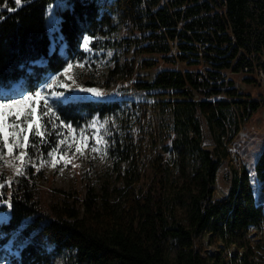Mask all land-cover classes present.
Returning <instances> with one entry per match:
<instances>
[{"label":"trees","instance_id":"trees-1","mask_svg":"<svg viewBox=\"0 0 264 264\" xmlns=\"http://www.w3.org/2000/svg\"><path fill=\"white\" fill-rule=\"evenodd\" d=\"M54 1L0 0V85L88 62L114 39L124 60L110 70L112 90L53 108L79 126L128 116L122 100L135 99L136 114L110 135L111 166L73 192L43 182L56 138L30 135L21 174L0 169V182L11 179L0 200L10 193L12 202L0 205L9 211L0 257L12 247L14 264H264L248 244L252 225L264 229V152L231 169L226 192L216 187L242 126L264 107L253 76L264 52V0H67L58 11L66 56L49 54ZM83 33L96 37L91 51L80 47ZM42 56L45 65L32 64ZM241 72L256 91L230 75ZM208 233L248 250L204 254L196 244Z\"/></svg>","mask_w":264,"mask_h":264},{"label":"rangeland","instance_id":"rangeland-1","mask_svg":"<svg viewBox=\"0 0 264 264\" xmlns=\"http://www.w3.org/2000/svg\"><path fill=\"white\" fill-rule=\"evenodd\" d=\"M66 3L67 0H65V4ZM50 6L57 16L59 15V9L64 7V5L60 4V0H55ZM50 6L48 8L49 14ZM61 38H63L61 33H58L56 43H58ZM106 40L109 39H104V49L96 53L97 57H94L88 62L83 61V66L74 63V67L69 69L66 74L61 72V76L58 78L59 83H56L52 89L45 87L43 92L56 91L87 97L88 92L82 91V88H102L103 92L104 90L106 92L111 91L115 86V82H112L110 79V70L115 66L116 60L119 59V61L122 62L124 56L120 52L114 39H110L111 43H107ZM39 63L40 62L37 64ZM32 70L34 71V69H29V72ZM44 75L45 74H41V76L38 74L35 75L32 82L29 83L28 78L23 79L22 89L17 93L22 92V90L34 92L35 89L42 84L47 85L52 83L51 77L55 76V74H48L47 77H44ZM230 75L233 76L237 84L245 90L256 91V86L253 83L244 81V77L248 76L247 74L241 72L238 73V75ZM256 83L260 90H264V87H262L258 81ZM64 84H69L71 87L66 89L63 86ZM53 99L56 98L53 97ZM134 100L135 99L121 101L125 110H132L128 113V116L124 112V114L119 117L110 119L95 117L91 122L82 126L71 123L73 128L76 129L75 132L66 131L65 127L59 123V121L63 119H60V116L58 118L55 113L47 117L48 123L56 125L55 128H47L46 131H48L49 135H53V138H56L57 141L58 135L64 134L65 141L57 149L58 152L62 151V156L53 154L52 157L46 158L43 162L42 169L44 173L42 176L44 177V185L73 192L76 191V188L84 189L88 180L96 183L106 169L111 166V158L108 150L110 135L116 130L122 132L126 127L125 118H129L131 115L136 114V109L132 106V101ZM50 107H54V104L50 105ZM37 108L39 110V106H37ZM80 130H83L88 144L87 147H83L82 152H78L75 147V144L80 142ZM69 137H71V139H68ZM93 146H95L96 150H93ZM25 149L26 148H17L12 154H9L7 149L4 148L3 145H0V152H2V154H0V169H13L16 171V167L20 165V159L18 158L19 152L25 151ZM231 150L232 154L225 159L219 171L218 183L216 185L218 193L227 191V174L231 172V169L235 167L240 170L243 166H253L264 152V107L256 111L250 121L242 126L235 143L231 146ZM54 159L56 161L55 164H53ZM47 176L50 178L48 179ZM256 185L259 191L261 186L258 182H256ZM8 218V211L0 212V222H7ZM248 242L249 246L252 247V257L255 260L264 259V229H259L252 225L248 233ZM196 245L204 254L207 252L218 254L224 251L243 254L248 250L245 246L237 243L227 245L223 240L215 239L209 233L203 234V236L197 240ZM12 253H18V251H15L12 247H8V251L0 257V264H14L11 260Z\"/></svg>","mask_w":264,"mask_h":264},{"label":"snow or ice","instance_id":"snow-or-ice-1","mask_svg":"<svg viewBox=\"0 0 264 264\" xmlns=\"http://www.w3.org/2000/svg\"><path fill=\"white\" fill-rule=\"evenodd\" d=\"M28 2H30V0H13V3L16 5H22L23 3ZM60 4L67 6L65 0H60ZM48 24L53 39L56 40L61 27V19L55 14V11L51 9V6L50 14L48 15ZM94 39H96V37L89 35L88 33H83L80 47L86 51H91L90 44ZM74 63L83 66L82 60H69L67 61L66 66L61 69V72L66 74L69 69L74 67ZM61 72H57L55 76L51 77L52 83L47 85L42 84L40 87H37L34 92L23 91L12 93V98H9V95L5 94L3 98H0V145H3L9 154H12L17 148L32 146L30 135L35 139H39L41 143L45 142L44 138L47 135V128L56 127V125L50 124L47 121V117L58 111V108L50 107V105L55 104L58 107L71 106L75 103L92 99V97L66 94L64 92H43L45 87L52 89L56 83H59L58 78L61 76ZM63 86L66 89L71 87L69 84H64ZM82 91L93 93L95 96H104L103 90L99 88H82ZM53 97L56 99H53ZM37 106H39V110ZM59 123L65 127L66 131H76L71 122L66 123L64 120H60ZM68 139H71V137ZM64 141V134H59L55 146L51 147L49 155L55 154L56 156H62V151L58 152L57 148L63 144ZM87 146V138L84 136L83 130H80V142L75 144L76 150L82 152L83 147ZM93 150H96L95 146H93ZM0 154H2V152H0ZM18 158L21 160L27 159L28 154L21 151L19 152ZM55 162L54 159L53 164H55ZM22 167V165L16 167L17 175L21 174ZM37 167H39V165H37ZM5 183L10 184L11 179L6 182H0V189L5 186ZM8 195L9 199L0 200V205H7L8 208H11V194L9 193Z\"/></svg>","mask_w":264,"mask_h":264},{"label":"built area","instance_id":"built-area-1","mask_svg":"<svg viewBox=\"0 0 264 264\" xmlns=\"http://www.w3.org/2000/svg\"><path fill=\"white\" fill-rule=\"evenodd\" d=\"M264 50V49H263ZM254 61V75L258 83L264 87V52L262 58L259 61ZM245 70H249V67H246Z\"/></svg>","mask_w":264,"mask_h":264}]
</instances>
